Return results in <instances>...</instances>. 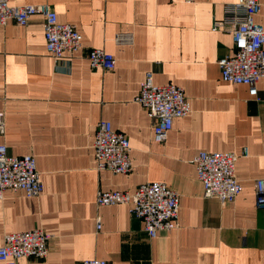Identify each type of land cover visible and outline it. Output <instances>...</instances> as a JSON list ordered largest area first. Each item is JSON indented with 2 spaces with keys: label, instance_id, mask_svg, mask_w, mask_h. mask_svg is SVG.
Instances as JSON below:
<instances>
[{
  "label": "crops",
  "instance_id": "1",
  "mask_svg": "<svg viewBox=\"0 0 264 264\" xmlns=\"http://www.w3.org/2000/svg\"><path fill=\"white\" fill-rule=\"evenodd\" d=\"M10 0L48 3L58 20L77 26L82 49L60 61L48 55L44 22L0 27V144L9 155H33L44 185L39 198L7 191L0 199V246L6 234L41 228L50 234L44 261L19 264H264V209L255 182L264 179V79L258 98L249 86L222 81L218 61L234 54L231 34L214 32L224 8L238 0ZM262 10L255 16L264 23ZM119 34L131 35L127 45ZM94 48L114 54L110 72L90 68ZM158 86L182 87L192 113L174 120L164 144L135 102L146 74ZM110 122L131 143V174L97 169L99 122ZM236 163L243 192L232 204L204 197L194 159L200 152L242 154ZM148 182L180 196V227L148 239L130 207H97L101 191L135 192ZM102 228L98 230V222ZM2 264V263H0Z\"/></svg>",
  "mask_w": 264,
  "mask_h": 264
},
{
  "label": "built area",
  "instance_id": "2",
  "mask_svg": "<svg viewBox=\"0 0 264 264\" xmlns=\"http://www.w3.org/2000/svg\"><path fill=\"white\" fill-rule=\"evenodd\" d=\"M195 4L196 0H182ZM262 10L261 0H238L224 8V19L215 20L214 32L232 35L234 54L218 61L223 82L249 86L250 95L258 98V82L264 79V23L259 24L255 16ZM34 16L43 18L44 38L49 56L60 61L65 53L75 55L82 49L83 38L77 26L58 20L57 13L48 3L42 5L13 6L10 0H0V27L14 21L25 27ZM117 44L132 43L131 35L119 34ZM90 68L110 72L116 67L114 54L94 48L88 52ZM135 102L141 105L153 121V138L164 144L174 127V120L189 116L192 103L182 87L173 84L158 86L154 83L153 72H148L140 86ZM6 117L0 113V134L5 135ZM94 152L97 169L117 174H131L133 170L130 140L116 131L110 122H99L95 135ZM246 149L242 154L224 152H200L194 159L197 178L205 188L206 199L218 200L221 205L232 204L243 192L237 178L236 163L247 158ZM256 204L264 209V179L255 182ZM37 161L33 155L11 156L8 147L0 144V199L7 191H22L29 198H39L44 193ZM180 196L166 184L148 182L137 187L135 192L99 190L97 207H130V214L141 220L148 239H154L160 232L173 231L180 227ZM102 228L98 222V230ZM50 234L41 228L28 232L6 234L0 246V263L19 264L22 259L44 261L48 258ZM81 264H113L102 259H85Z\"/></svg>",
  "mask_w": 264,
  "mask_h": 264
}]
</instances>
